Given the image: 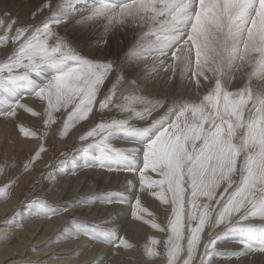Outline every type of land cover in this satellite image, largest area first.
<instances>
[{"label": "snow or ice", "instance_id": "snow-or-ice-1", "mask_svg": "<svg viewBox=\"0 0 264 264\" xmlns=\"http://www.w3.org/2000/svg\"><path fill=\"white\" fill-rule=\"evenodd\" d=\"M84 5L78 8L71 0H60L53 7L46 2L37 11L49 9L50 15L33 25H21L9 14L0 17V45L10 49L0 60V117L9 120L23 109L48 128L57 122L54 113H60L59 135L66 136L78 123L90 120V114L95 117L97 104L102 115L106 109L127 114L89 126L78 136L84 142L78 152L82 168L138 175L139 188L129 180L127 194L91 196L61 209L36 201V214L47 218L97 200L127 205L133 219L164 234L163 239L150 237L143 254L149 260L164 259L165 264H216L217 258L264 254V223H247L264 221V0H84ZM80 12L86 15L76 24L84 26V32L62 35L60 26L67 29ZM129 26L146 29L139 43L157 55L161 67L154 71L170 73L167 84L178 78L187 98L147 94L142 81L151 77L126 75L131 65L107 53L94 58V43L110 47L107 37ZM97 27L103 39L85 35ZM237 80L241 86L233 87ZM102 86L107 90L98 100ZM26 96L35 97L42 111L22 103ZM154 112L161 114L146 126L130 123L148 120ZM19 131L36 137L23 126ZM38 139L40 147L23 172L46 151L44 136ZM117 139L133 146L114 147ZM4 170L0 167V173ZM15 182L0 186V198H8ZM145 191L165 206V225L143 207ZM145 213L152 218L145 219ZM111 219H71L58 240L84 237L81 250L92 243L135 250L117 227L103 226ZM219 227L224 231L213 235ZM225 232L240 233L233 241L241 245L239 250L218 251Z\"/></svg>", "mask_w": 264, "mask_h": 264}, {"label": "rangeland", "instance_id": "rangeland-1", "mask_svg": "<svg viewBox=\"0 0 264 264\" xmlns=\"http://www.w3.org/2000/svg\"><path fill=\"white\" fill-rule=\"evenodd\" d=\"M46 2H50L52 4V6L54 7L57 3H60V0H54V1L53 0H0V17H3L5 19H7L8 17L5 14H9L11 17L16 18L21 25H33V24H37L40 21L44 20L47 16L50 15V10H48V9H43L42 11H39V12L37 11L38 9H41L42 8V5L44 3H46ZM27 3L29 4V6L31 4V7H29L30 9H28V10L23 9V7L26 6ZM34 12H36V16L35 17H33V15H32ZM67 29L64 30V27L63 26H60L61 34L62 35L65 34V32H66ZM67 32H69V29L67 30ZM69 33H67V34H69ZM115 45H110V48H109V46H106V50H107L106 53L109 54L111 56V58L114 59V60H116V59L124 60L125 57L123 56V54L121 55V53L119 54L118 52H114L113 51V48L111 46H115ZM85 46L88 47L87 45H85ZM107 47H108V49H107ZM84 49H85L84 52L87 55L89 52L86 50V48H84ZM99 49L101 50L100 47H99ZM109 49H110V52L111 51H113V52L110 53L108 51ZM7 52H10V49L7 48V46L0 45V60L4 59L5 54ZM115 54H117V55H115ZM153 56H156V54L153 53V55L151 57H153ZM97 57L99 59H101L103 57V55L101 56L100 55V52L99 53H94V58L97 59ZM122 57H124V58H122ZM120 58H122V59H120ZM152 60H154V59H152ZM149 62L151 64L153 61L150 60ZM156 64L158 66V62L157 63L155 62V66H156ZM155 66H154V69H158ZM125 74L128 75L127 69H126ZM106 84H107V82H106ZM239 86H241L240 85V81L237 80V81H235L233 83V87H239ZM109 87H110V85H109ZM148 87H149V88H147L148 90L146 89V93L147 94L157 95V96H164L165 94L166 95H169V96L172 95L170 91H169L170 93L167 92V91H164V93H162L159 89H156V90L153 89L151 91V90H149V89H151V87L150 86H148ZM106 90L107 89L104 86L101 87V90L98 92V100L103 97V95H104V93H105ZM154 91H156V92H154ZM188 96H189V94L186 95V96H184V97L187 98ZM195 98H196L195 95L192 94V99H195ZM28 100H30V101H28ZM31 100L34 103L31 102ZM21 102L24 103V104H26L28 107L32 108L35 111H42V108L40 107V102L35 97H28V96L23 97L22 100H21ZM27 103H29V104H27ZM37 104H39V105H37ZM36 106H37V108H36ZM96 108H98V104H97ZM96 108H94V111L96 112L95 117H92V115L90 114L91 115L90 116V120L83 121V123L81 121L80 123H78L79 125L77 124L76 127H74V129H72V130L70 129L71 131L69 130V133L66 136H60L59 135V132H60L61 127H62L61 126L62 125L61 122L63 121V117L60 116V113H54V116L56 115L55 117H57L58 119H57V122L55 124H53L52 126L48 127L49 129L48 128H44L45 126H44L43 121L41 120L40 117H34L30 113L25 112L23 109L18 110L16 117L11 118L9 120H5L3 117H0V132H1L0 133V143H1L0 144V167H4V169H5L3 173H0V186H4L5 184H7L9 182V180H12V179H15V181H16L15 182V185L9 191L8 198L7 199L0 198V206L3 203H6L7 201H10L12 198L13 199L11 200L10 204L13 206V203H16V205L14 204L15 206H13L11 209H7V212L6 211L5 212L3 211L5 213L4 215L1 214L3 212H2V210H0V214H1L0 217L3 216V217L0 218V227L2 228V226H3V227H6L9 230H11V229L13 230V228L14 229L15 228L23 229L25 227L26 223H30L32 225L34 224V226L37 228V229L35 228L36 231L38 230L37 232L35 231V236H36L35 239L39 240V239L43 238L45 240V241L42 240L43 244H42V247L38 248L39 252H42L44 249L45 250H48V249L52 248V252H54V255L50 254V251H49V254L47 253L49 256L47 254H45V256L43 255L44 257L42 256L41 258H38V259H40L39 262L38 261L37 262H34V263L32 262L31 264H49V263L46 262L49 259L55 260V264H59V263L61 264V262L60 261H56V259L58 260V259L67 257L68 255H69V257H73L74 260H84V262H83L84 264H92V262L94 260H96L97 257H102V259L99 261V264H122V263L124 264V261H126V262H129L130 261L132 264H135L136 261H142V260L145 261L147 264H161L162 261H163L162 264H165V262H164L165 260H163V259H161L159 257L154 258V259H152V260L149 261V259L147 258V256H145L143 254V248H144L145 245H148L149 238L150 237H153V238L158 239V238H160V236H162L160 239H163V238H165L164 235H163V233H161V232L158 233V231H156L154 229H151V227L149 225H147V224H144L142 222V220H135V219H132V217L130 218L129 216H131V208L129 206H127V205L117 204V203L107 204V203H101V202H99V200H97L96 202H94L92 204H89L88 206L78 205L77 207L75 206L73 208H70L68 211L60 212L57 215H51L50 217H47V218L41 217V216H39V215L36 214L37 213L36 210L39 209L40 205L37 204V203H35V201H44L47 204V206H49L50 208L53 207L52 209H61V208L67 207V205H69L68 202H70V204H71V203H74L75 202L74 200H77V199L80 200V198H81V200H84L87 197H91V196H97V197H99L101 195H107V194H110V193L111 194H115V195H119L121 193H124V191H125V194H127V187L126 186H127V182L129 180L136 181L137 188H139V178H138V175H133L132 173H128V172H111L110 173V172H107V171L102 170V169H99V168L93 169V168L77 167V166H81L82 163H83V157L78 152V150L83 146L84 142H80L78 140L79 133L81 134L83 131L87 130L89 128V126H94L95 123L100 122V119L101 118H103L104 120H109V119H112V118L121 119V118H124L127 115V114H123V113L118 112L116 109H112V111H108L106 109L105 112H104V114L102 115L101 113H99L98 111H96ZM61 111H63V110H61ZM160 114L161 113H159V112H154L153 113V116L151 118H149L148 120H143V121L142 120H134V121H131L130 123L134 124L137 127H143V126H146L148 123H150V120L152 118H156ZM91 117H92V119H91ZM3 119H4V121H3ZM36 119H38L39 121L36 120ZM1 121H3V122H1ZM8 121H10V122H8ZM84 123H85V125H84ZM40 125L41 126L43 125L42 126L43 129L41 128ZM20 126H23L24 128L28 129L29 131L35 132L36 133V137H33V138L32 137H25L19 131V127ZM3 127H5V129ZM84 128H85V130H83ZM77 131H78V134H77ZM39 132H40V135H39ZM56 134H58L57 135L58 138L56 137L57 139H55ZM41 135H44L43 144H44V147H45L46 151H44L43 153H41V158L38 159V161H35L36 163L35 162L33 163L32 167H31V169L29 171L23 172V165L28 160H30L31 156L34 155L35 152L39 149L38 147H40L41 141L38 139V137L41 136ZM49 136H50V138H49ZM18 137H20V138H18ZM18 139H19V141H17ZM2 140H4V142ZM70 140L71 141L73 140L74 142L73 141L71 142ZM20 142H21V144H20ZM54 142H55V144H54ZM123 142H129V141L126 140V139H117V140H113L112 141L113 146L114 147H117V148H122L119 145L124 144ZM32 143H34V144H32ZM52 143H53V145H52ZM59 143H60V146H59ZM72 143H73V145H72ZM14 144H16V145L14 146ZM26 144H27V146H26ZM37 144H38V147H36ZM32 145H34V146H32ZM54 146L56 147V149H55ZM34 147H35V149H34ZM130 147H132V144L129 142L128 148H130ZM14 148H16V149H14ZM59 148H61V150ZM10 149H11V151H10ZM46 152L47 153L49 152L47 154L48 156L46 155ZM43 156H45V158L48 157L47 160H46V162H45V158ZM74 156H76V157H74ZM74 159H77V162H79V164H77L76 167L70 171L71 173L69 171L68 172H65L64 171L63 172L64 173L63 175H65V176L61 175V177H60V175L57 174L58 172H57L56 168L57 167L60 168L61 165H63V164L65 165L68 162H73ZM12 160H14V161H12ZM43 162L45 164H43ZM40 163H42V166H41ZM36 165H38V166H36ZM59 165H60V167H59ZM35 166H36V168H35ZM37 167H40V168H37ZM36 169H38V170H36ZM84 169L86 171H88V172L87 173H86V171L84 172ZM90 171H91V174L93 176L89 173ZM32 172H33V174H31ZM81 173L82 174L85 173L86 174V177L88 176L90 178L89 179L90 181H89L88 180V177H87L86 184H88V185H85V192L87 191V188H89V186L91 187V186H94L95 184H96L95 187H96L97 191H96V189H94L92 193H88L87 195H86V193H84V191H83L84 194L82 193V191H81L82 194L79 193L80 191L78 192V190L76 192L72 191L73 190L72 187H74V184H73L74 183L73 182L74 177L77 176V175H79V174H81ZM88 173L90 174V176H89ZM56 174L59 175V177ZM72 174L74 175L73 177H72ZM27 176H28L29 179L27 178ZM53 176H54L55 180H54ZM65 177H66V179H64ZM93 177H96V179H95L96 182L93 180L94 179ZM17 178H19V179L17 180ZM123 178H126V179H123ZM26 179H28V180L26 181ZM63 179H64V181L66 180V182L62 181ZM59 180H60V182H59ZM102 181H104L105 183L106 182L109 183V184L106 183V186L108 185V187H104L105 188L104 189L105 191L103 190L104 191V192L102 191L103 193L98 190L102 186L101 185ZM122 181L125 184H123ZM55 183H56V185H55ZM22 186H25V187L22 188ZM27 186H29V187H27ZM66 186L68 187V189H67ZM111 186H113V187H111ZM16 187L19 188V189H17ZM20 187L22 189H20ZM51 188L53 190L55 189L54 190L55 192L52 191ZM82 188H83V186H82ZM20 190H21V192H20ZM45 191H46V193H45ZM70 191H72V193H70ZM37 194H40V195H37ZM79 194H80V196H79ZM44 195H46V197L49 196V199L48 200L47 199L45 200ZM61 195H62V197H61ZM16 197L18 198L17 200H16ZM77 197H79V198H77ZM133 199H134V197H133ZM58 200L60 202H58ZM141 200L144 201V203H143V201H141L142 202V205H144L143 207L144 208L148 207V208H146L147 209V212H150V213L153 212L152 214L156 217L157 222L159 224H161L162 226L165 225L166 224V221H167V215H168V213L164 211L165 210V206L161 205L159 203V201L155 199V197L149 195L146 191L141 194ZM158 203H159V205H158ZM100 204H101V206L102 205L103 206L100 207ZM28 205H29V207H28ZM108 206H109L110 209L107 208ZM113 206H116V207H114V209H113V208H111ZM120 206L122 208L121 209L122 212L124 211L123 212L124 214L120 211V208H118ZM22 207H24L25 209L22 208ZM99 207L101 208L102 212H101V210H100ZM103 207H105L106 209L104 208L105 210H103ZM79 208H81V210ZM156 208H157V210H156ZM71 209L76 210L75 211V215L78 214V216H80V217L77 216L79 219L76 218L75 215H71L73 213V212H71ZM82 209L84 211H82ZM153 209L155 210V212H154ZM28 211H30V212H28ZM112 211H114V212H112ZM117 211H118V214H116ZM83 212H85L86 214H84ZM103 212H107L110 215H108L107 217L106 216H103L102 215ZM158 213H160V216H159ZM20 214H21V216H20ZM62 215L64 216V222L67 221V220L69 222V220H71V219L80 220L81 217H84L83 220L90 219V220H88L89 223H100L102 221H105L106 218L111 217L112 219L110 220V222L104 224L103 226L104 227H107V228H112V227L116 226L117 227V230H118V234L120 236L125 237V239L129 240L131 243H133L135 246L136 245L137 246L135 247V250H126L125 251V249H123V248L113 249L112 247H110L108 245L99 244V243H92L90 245V247L84 248L85 250L84 249L80 250L81 249L80 246H82V244L85 242V238L84 237H81V239H79V240L78 239H69V240H67V243L68 244H65L64 243L65 240H56L55 241V244H57V246L56 247H53V245L50 244V243L53 241V240H51L53 237H54L53 239H55V237H57L56 236V231L59 230L60 228H63L64 229L65 226H69L70 227V225L68 224V222L65 223L67 225H65L63 221H62V225L60 223L61 221L60 222L59 221L56 222V220H58L60 217H63ZM86 215H88V216H86ZM111 215H113V216H111ZM143 215H144V218L145 219H151L152 218L151 216L147 217L148 216L147 213H145ZM26 216H28V217H26ZM30 218H33V219H30ZM118 218H121L122 219L121 220L122 222L120 220L117 221ZM158 218H160L161 221ZM130 219L132 221H129ZM13 220L14 221L16 220V221L14 222ZM8 222H10V223H8ZM50 222H51V224H53L54 229H53L52 225L50 224ZM54 222L57 223V224H55ZM38 223H40L41 225L38 224ZM247 223H252V224L259 225V224L264 223V221L251 220V221H248ZM49 224L51 225L50 228H51L52 232L47 236V235H45L47 232L44 234L45 229L43 228V226L47 228L49 226ZM136 224H137V226H136ZM38 225H40V226L38 227ZM57 225H59L58 226L59 228H57ZM129 225H131V226H129ZM138 226H140V227L138 228ZM55 227L57 228V230H56ZM129 227H130V229H129ZM131 227L133 229H131ZM134 228H135V230H134ZM150 230H151V232H150ZM221 231H224V229L222 227L216 228L214 230V232H213V235H215L216 232H221ZM134 232H135V235H134ZM5 233H7V235ZM5 233L3 235H0V239L7 238L10 235V232L9 233L8 232H5ZM142 233H146V235L145 234H142ZM151 233H153V234H151ZM158 234H159V236H158ZM145 236H147V239H146ZM239 236H240V233L239 232H225L222 241L218 244V251H233V250H239L241 248V245L236 244V243L233 242L235 239L239 238ZM49 238H50V240H49ZM208 238L209 237L205 233L204 234V239H208ZM75 241H77V242H75ZM15 242L16 241H14V239H13V242H9V245H12ZM44 243H45V245H44ZM142 243H145V244H142ZM58 244H60V245H58ZM74 244L75 245L77 244V245L75 246ZM60 246H61V248L62 247L63 248L65 247V248L64 249L63 248L62 249L60 248L62 250L61 251L59 249ZM73 247H75V249ZM99 247H101V248L98 249ZM66 248H68V249H66ZM102 248H103V250H101ZM156 248H157V251H159V252H162L163 251V249H162V247L160 245H157ZM45 250H44V252H45ZM70 250L71 251H74V252L71 253ZM139 250L140 251L142 250V251L140 252ZM64 252H66V253H64ZM114 252L116 254H114ZM127 252L129 253V255H128ZM132 252L133 253L136 252L138 255L135 253L134 254L135 256L132 257L133 256V253ZM77 253H79V254L77 255ZM118 253H119V255H118ZM57 254H60L59 255L60 257ZM80 254H81V256H80ZM65 255H67V256H65ZM77 256H79V258ZM138 256H140V257H138ZM84 257H85V259H84ZM120 257H121V259H120ZM122 257H123V260H122ZM144 257H145V259H144ZM43 261L45 263H43ZM143 261L140 262V264L145 263ZM28 263H30V262H28ZM216 264H264V254L255 253V254H252V255H250L248 257H241V258H239V260H237L235 257L231 258V260L230 259H224V258H217Z\"/></svg>", "mask_w": 264, "mask_h": 264}, {"label": "bare ground", "instance_id": "bare-ground-1", "mask_svg": "<svg viewBox=\"0 0 264 264\" xmlns=\"http://www.w3.org/2000/svg\"><path fill=\"white\" fill-rule=\"evenodd\" d=\"M54 1V0H53ZM7 2V1H6ZM38 2V1H37ZM71 2H73L75 5H76V7H78V8H83L85 5H84V0H71ZM9 3V2H8ZM25 7V8H24ZM23 7V9H26V10H28V9H30L29 7H31V4H30V6H29V4L27 3L26 4V6H24ZM49 10V9H48ZM47 11V10H46ZM82 15H86V13H84V12H80L78 15H76L74 18H73V20H72V22H71V24L68 26V29H69V32H67V30H66V32L67 33H69L70 35H75V34H77V33H80V32H84V26H82V25H77L76 24V20H78L79 18H80V16H82ZM64 30H65V28H64ZM146 29H139V28H137V27H132V26H129V28L126 30V31H122V32H120V33H118L116 36H113V35H109L108 37H107V39L111 42V45H115V46H111L112 48H113V51L114 52H118L119 54L121 53V55L123 54V56L125 57H122V58H124V60L128 63V64H130L131 65V68L130 69H127V72H128V75H133V74H136V75H138V76H148V77H151V79H149V80H146V81H142L143 83H144V86H145V88L147 89V88H149L148 86H150L151 87V89H149V90H153V89H159L162 93H164V91H167V92H171V94L172 95H183V96H186V95H188L189 93L187 92V91H185L184 89H181L180 87H179V84H180V82H179V79L178 78H174V80H173V83L172 84H167V83H165V78L168 76V75H170V73H166V72H164V71H159V73H158V75L156 74V72L154 71V70H156V69H154V66H155V62L157 63L158 61H157V55L156 56H153V57H151L152 55H153V53H150L147 49H146V47L145 46H143V45H141L140 43H139V41H140V39H141V37H142V35H143V32L145 31ZM68 34V35H69ZM85 35H89L90 36V38L92 39V40H101V39H103V37H102V28H100V27H97L96 29H95V31L93 32L92 30H88V32H85ZM139 37V38H138ZM137 38V39H136ZM154 39V38H153ZM92 47L93 48H96V51H95V53H99L100 52V55L102 56V55H104L106 52H107V50H106V46H104V47H100L101 48V50L99 49V47L94 43L93 45H92ZM85 48H86V50L89 52L90 51V49H89V47H86L85 46ZM110 48V47H109ZM107 49H108V47H107ZM85 50V49H84ZM2 51V50H1ZM109 52H110V49L108 50ZM113 51H111L110 53H112ZM135 52V53H138V55L137 54H132V55H130V53H132V52ZM102 53V54H101ZM115 55H117V54H115ZM119 57V56H118ZM122 58H120V59H122ZM97 59H99L98 57H97ZM151 61H153L151 64H150V60ZM152 59H154V60H152ZM156 59V60H155ZM170 60H171V58L169 57V62H170ZM156 68H160V66H159V63H158V66H157V64H156V66H155ZM148 90V89H147ZM154 92H156V91H154ZM169 92V93H170ZM166 93V92H165ZM166 95V94H165ZM28 101H30V100H28ZM27 101V102H28ZM31 102H33L32 100H31ZM34 103V102H33ZM27 104H29V103H27ZM37 105H39V104H37ZM39 107V106H38ZM34 108V107H33ZM36 108H37V106H36ZM40 109V108H39ZM56 116V115H55ZM91 116V115H90ZM60 118V117H59ZM58 119V118H57ZM91 119H92V117H91ZM36 120H38V119H36ZM42 120V119H41ZM3 121H4V119H3ZM3 121H1V122H3ZM33 121V120H32ZM39 121V120H38ZM8 122H10V121H8ZM31 122V121H30ZM36 123V122H35ZM59 123V122H58ZM62 123V122H61ZM82 123H83V121H82ZM6 125V124H5ZM9 125V124H8ZM7 125V126H8ZM39 125V124H38ZM79 125V124H78ZM82 125V124H81ZM80 125V126H81ZM84 125H85V123H84ZM41 126V125H40ZM43 126V125H42ZM42 126H41V128H42ZM52 126V125H51ZM62 126V125H61ZM10 127V126H9ZM13 127V126H12ZM29 127V126H28ZM33 127V126H32ZM39 127V126H38ZM58 127V126H57ZM76 127V126H75ZM4 129H5V127H3ZM45 128V127H44ZM10 129V128H9ZM40 129V128H39ZM43 129V128H42ZM49 129V128H48ZM57 129V128H56ZM72 129H74V128H71V130ZM70 130V131H71ZM83 130H85V128L83 129ZM82 130V131H83ZM51 131V130H50ZM55 131V130H54ZM3 132V131H2ZM9 132V131H8ZM47 132V131H46ZM45 132V133H46ZM1 133V132H0ZM43 133V132H42ZM51 133V132H50ZM15 134V133H14ZM54 134V133H53ZM77 134H78V131H77ZM11 135V134H10ZM39 135H40V132H39ZM57 135L58 134H56V136H55V139H57L58 137H57ZM72 135V134H71ZM76 135V134H75ZM79 135H80V133H79ZM16 136V135H15ZM14 136V137H15ZM44 136V135H43ZM73 136V135H72ZM9 137V136H8ZM17 137V136H16ZM40 137V136H39ZM57 137V138H56ZM68 137V136H67ZM18 138H20V137H18ZM33 138V137H32ZM49 138H50V136H49ZM61 138V137H60ZM59 138V139H60ZM4 139V138H3ZM35 139V138H34ZM58 139V140H59ZM63 139V138H62ZM57 140V141H58ZM61 140V139H60ZM67 140V139H66ZM3 142H4V140H2ZM17 141H19V139L17 140ZM36 141V140H35ZM51 141V140H50ZM55 141V140H54ZM71 141V140H70ZM69 141V142H70ZM73 141V140H72ZM71 141V142H72ZM6 142V141H5ZM24 142V141H23ZM60 142V141H59ZM62 142V141H61ZM70 142V143H71ZM74 142V141H73ZM15 143V142H14ZM124 144H122V145H119L120 147H122V148H128V145H129V142H123ZM1 144V143H0ZM20 144H21V142H20ZM32 144H34V143H32ZM54 144H55V142H54ZM62 144V143H61ZM16 144H14V146H15ZM52 145H53V143H52ZM72 145H73V143H72ZM10 146V145H9ZM13 146V147H14ZM26 146H27V144H26ZM32 146H34V145H32ZM59 146H60V143H59ZM58 146V147H59ZM133 146V145H132ZM12 147V148H13ZM24 147V146H23ZM36 147H38V144H37V146ZM55 147V146H54ZM64 147V146H63ZM39 148V147H38ZM71 148V147H70ZM14 149H16V148H14ZM34 149H35V147H34ZM55 149H56V147H55ZM54 149V150H55ZM60 150H61V148H59ZM13 150V149H12ZM10 151H11V149H10ZM49 153V152H48ZM47 152H46V155L48 154ZM11 154V153H10ZM54 154V153H53ZM45 155V156H46ZM13 156V155H12ZM11 156V157H12ZM45 156H43L44 158H45ZM48 156V155H47ZM50 156V155H49ZM53 156V155H52ZM74 157H76V156H74ZM73 157V158H74ZM79 157V156H78ZM2 158V157H1ZM48 158V157H47ZM47 158H45V162H46V160H47ZM14 159V158H13ZM12 161H14V160H12ZM38 161V160H37ZM70 161V160H69ZM7 162V161H6ZM41 162V161H40ZM82 162V161H81ZM36 163V162H35ZM41 164V166H42V163H40ZM43 164H45L44 162H43ZM61 164V163H60ZM77 164H79V162H77V159H74V161L73 162H68V163H66L64 166L63 165H61V167H60V165H59V167L60 168H56V170H57V174H59L60 175V177H61V175H63L64 173V171L65 172H70L72 169H74L75 167H76V165ZM81 165V164H80ZM36 166H38V165H36ZM36 166H35V168H36ZM40 166V167H41ZM54 166V165H53ZM40 167H37V168H40ZM77 167H81V166H77ZM34 169V168H33ZM62 169V170H61ZM82 169V168H81ZM36 170H38V169H36ZM55 170V169H54ZM86 170L84 169V172H85ZM34 172V171H33ZM33 172L31 173V174H33ZM37 172V171H36ZM54 172V171H53ZM81 172V171H80ZM88 171H86V173H87ZM35 173V172H34ZM71 173V172H70ZM90 174H91V171L89 172ZM88 173V174H89ZM93 173V172H92ZM30 174V175H31ZM53 174V173H52ZM55 174V173H54ZM56 174V175H57ZM87 174V175H88ZM90 174H89V176H90ZM94 174V173H93ZM23 175V174H22ZM21 175V176H22ZM36 175V174H35ZM34 175V176H35ZM59 175H57L58 177H59ZM92 175V174H91ZM99 175V174H98ZM29 176V175H28ZM28 176H27V178H28ZM32 176V175H31ZM30 176V177H31ZM63 176H65V175H63ZM74 175L72 174V177H73ZM93 176V175H92ZM18 177V176H17ZM52 177V176H51ZM70 177V176H69ZM88 177V176H87ZM87 177H86V174L85 173H81V174H79V175H77V176H75L74 177V180H73V184H74V187H72V191H74V192H76L77 190H78V192L79 193H81V191H82V193H83V191H84V193H86V195L88 194V193H92L93 192V190L94 189H96V187H95V185L94 186H89V188H87V191L85 192V185H88V184H86V181H87ZM97 177V176H96ZM96 177H93L94 179V181H95V179H96ZM124 177V176H123ZM21 178V177H20ZM53 178H54V176H53ZM19 178H17V180H18ZM29 179V178H28ZM28 179H26V181L28 180ZM51 179V178H50ZM64 179H66V177L64 178ZM64 179L62 180V181H64ZM90 178L88 177V180H89ZM123 179H126V178H123ZM33 180V179H32ZM31 180V181H32ZM54 180H55V178H54ZM106 180V179H105ZM10 181V180H9ZM22 181V180H21ZM25 181V182H26ZM57 181V180H56ZM90 181V180H89ZM124 181V180H123ZM122 181V182H123ZM29 182V181H28ZM27 182V183H28ZM53 182V181H52ZM59 182H60V180H59ZM64 182H66V180L64 181ZM96 182V181H95ZM101 182V181H100ZM121 182V183H122ZM126 182V181H125ZM22 183V182H21ZM33 183V182H32ZM106 183H108V182H106ZM106 183L104 182V181H102V183H101V187L98 189L99 191H103L105 188L104 187H108V185L106 186ZM115 183V182H114ZM23 184V183H22ZM51 184V183H50ZM109 184V183H108ZM113 184V183H112ZM123 184H125L124 182H123ZM17 185V184H16ZM55 185H56V183H55ZM68 185V184H67ZM122 185V184H121ZM31 186V185H30ZM58 186V185H57ZM61 186V185H60ZM82 186H83V188H82ZM23 187H25V186H22V188ZM27 187H29V186H27ZM51 187V186H50ZM55 187V186H54ZM53 187V188H54ZM65 187V186H64ZM67 187V186H66ZM111 187H113V186H111ZM115 187V186H114ZM17 188V187H16ZM21 187H20V189H22ZM59 188V187H58ZM70 188V187H69ZM110 188V187H109ZM17 189H19V188H17ZM52 189V188H51ZM62 189V188H61ZM67 189H68V187H67ZM71 189V188H70ZM83 189V190H82ZM55 190V189H54ZM53 189H52V191H54ZM107 190V189H106ZM41 191V190H40ZM47 191V190H46ZM46 191H45V193H46ZM50 191V190H49ZM64 191V190H63ZM69 191V190H68ZM72 191H70V193H72ZM96 191H97V189H96ZM105 191V190H104ZM103 191V192H104ZM110 191V190H109ZM20 192H21V190H20ZM19 192V193H20ZM48 192V191H47ZM55 192V191H54ZM77 192V193H78ZM102 192V193H103ZM107 192V191H106ZM49 193V192H48ZM52 193V192H51ZM64 193V192H63ZM62 193V194H63ZM68 193V192H67ZM81 193V194H82ZM83 193V194H84ZM124 193H125V191H124ZM58 194V193H57ZM142 194V193H141ZM20 195V194H19ZM37 195H40V194H37ZM56 195V194H55ZM54 195V196H55ZM76 195V194H75ZM18 196V195H17ZM53 196V197H54ZM79 196H80V194H79ZM83 196V195H82ZM143 196V195H142ZM14 197V196H13ZM39 197V196H38ZM52 197V196H51ZM56 197V196H55ZM61 197H62V195H61ZM20 198V197H19ZM36 198V197H35ZM43 198V197H42ZM44 198H45V200L47 199H49V196H47L46 197V195H44ZM77 198H79V197H77ZM83 198V197H82ZM11 199V198H10ZM13 199V198H12ZM11 199V200H12ZM18 198L16 197V200H17ZM38 199V198H37ZM56 199V198H55ZM143 199V198H142ZM150 199V198H149ZM153 199V198H152ZM11 200L10 201H7L6 203H3L1 206H0V210H2V212L4 211H6L7 212V209H11L13 206H15L16 205V203H13V206L10 204V202H11ZM78 200V199H77ZM77 200H74V201H77ZM80 200H81V198H80ZM53 201V200H52ZM141 201H143V200H141ZM154 201V200H153ZM19 202V201H18ZM36 202V201H35ZM58 202H60L59 200H58ZM72 202V201H71ZM69 204H70V202H68ZM143 203H144V201H143ZM150 203V202H149ZM15 204V205H14ZM59 204V203H58ZM99 204V203H98ZM156 204V203H155ZM53 205V204H52ZM158 205H159V203H158ZM51 206V205H50ZM68 206V205H67ZM78 206V205H77ZM76 206V207H77ZM103 206V205H102ZM101 206V204H100V207H102ZM144 206V205H143ZM148 206V205H147ZM156 206V205H155ZM161 206V205H160ZM159 206V207H160ZM28 207H29V205H28ZM99 207V208H100ZM114 207H116V206H113V207H111V208H113L114 209ZM151 207V206H150ZM22 208H24V207H22ZM53 208V207H52ZM92 208V207H91ZM96 208V207H95ZM105 207H103V210H105L104 209ZM107 208H109V206L107 207ZM118 208H120V211L122 212V208H121V206L120 207H118ZM146 208H148V207H146ZM153 208V207H152ZM25 209V208H24ZM80 210H81V208H79ZM86 209V208H85ZM110 209V208H109ZM126 209V208H125ZM21 210V209H20ZM28 210V209H27ZM36 210V209H35ZM38 210V209H37ZM36 210V211H37ZM91 210V209H90ZM95 210V209H94ZM100 210H101V208H100ZM154 210V209H153ZM156 210H157V208H156ZM162 210V209H161ZM18 211V210H17ZM75 211L76 210H74V209H71V212H73L71 215H75ZM82 211H84L83 209H82ZM89 211V210H88ZM92 211V210H91ZM111 211V210H110ZM119 211V212H120ZM165 211V210H164ZM1 213V214H5V213ZM28 212H30V211H28ZM94 212V211H93ZM96 212V211H95ZM101 212H102V210H101ZM112 212H114V211H112ZM124 212V211H123ZM122 212V213H123ZM154 212H155V210H154ZM36 213V212H35ZM78 213V212H77ZM84 214H86L85 212H83ZM90 213V212H89ZM116 213V212H115ZM121 213V214H122ZM150 213V212H149ZM153 213V212H152ZM162 213V212H161ZM164 213V212H163ZM0 214V215H1ZM29 214V213H28ZM34 214V213H33ZM82 214V213H81ZM98 214V213H97ZM116 214H118V211H117V213ZM124 214V213H123ZM130 214V213H129ZM159 214V216H160V213H158ZM18 215V214H17ZM103 216H108V215H110V214H108L107 212H103V214H102ZM163 215V214H162ZM167 215V214H166ZM20 216H21V214H20ZM23 216V215H22ZM63 216V215H62ZM70 216V215H69ZM76 216V218H78V217H80V216H78V214H76L75 215ZM78 216V217H77ZM86 216H88V215H86ZM111 216H113V215H111ZM1 217H3V216H1ZM0 217V218H1ZM26 217H28V216H26ZM67 217V216H66ZM126 217V216H125ZM128 217V216H127ZM130 218H131V216H129ZM147 217H149V216H147ZM11 218V217H10ZM21 218V217H20ZM22 219V218H21ZM25 219V218H24ZM30 219H33V218H30ZM79 219V218H78ZM83 220L84 219V217H81L80 218V220ZM126 219V218H125ZM133 219V218H132ZM158 219H160V218H158ZM164 219V218H163ZM20 220V219H19ZM27 220V219H26ZM87 220V219H86ZM88 220H90V219H88ZM88 220H87V222H88ZM114 220V219H113ZM121 221L122 219L121 218H118L117 219V221ZM6 221V220H5ZM14 221V220H13ZM12 221V222H13ZM16 221V220H15ZM14 221V222H15ZM29 221V220H28ZM52 221V220H51ZM57 221H61L60 223H61V225H62V221L64 222V216L63 217H60L58 220H56V222ZM115 221V220H114ZM129 221H132L131 219L129 220ZM160 221H161V219H160ZM18 222V221H17ZM58 222V223H59ZM68 222V220L67 221H65L64 222V224L65 223H67ZM122 222V221H121ZM139 222V221H138ZM143 222V221H142ZM8 223H10V222H8ZM20 223V222H19ZM44 223V222H43ZM55 223V222H54ZM114 223V222H113ZM129 223V222H128ZM25 224V223H24ZM38 224H40V223H38ZM50 224H51V222H50ZM49 224V228L47 227H44L43 226V228L45 229V231H44V234L45 235H49L51 232H52V230H51V228H50V226L52 225V227H53V229H54V226H53V224H51L50 225ZM55 224H57V223H55ZM115 224V223H114ZM133 224V223H132ZM142 224V223H141ZM13 225V224H12ZM23 225V224H22ZM41 225V224H40ZM40 225H38V227L40 226ZM47 225V224H46ZM60 225V224H59ZM59 225H57V228H59L58 226ZM65 225H67V224H65ZM116 225V224H115ZM7 226V225H6ZM15 226V225H14ZM19 226V225H18ZM64 226V225H63ZM110 226V225H109ZM129 226H131V225H129ZM136 226H137V224H136ZM12 227V226H11ZM42 227V226H41ZM62 227V226H61ZM66 227V226H65ZM114 227H116V226H114ZM140 226H138V228H139ZM36 227L34 226V224L32 225V224H30V223H26V225H25V227L23 228V229H19V228H13V230L11 229V230H9V229H7L6 227H3L2 226V228L0 227V235H3L5 232H10V235L7 237V238H3V239H0V264H27L28 262H30V263H28V264H31L32 262L34 263V262H39L40 261V259H38V258H41L43 255L45 256V254H49V251H50V254H52V255H54V252H52V248H50V249H48V250H45V252H44V250L42 251V252H39V250H38V248H40V247H42V244H43V242H42V240H44L43 238H41V239H39V240H37V239H35V231H36V229H35ZM56 228V227H55ZM57 228H56V230H57ZM40 229V228H39ZM129 229H130V227H129ZM131 229H133L132 227H131ZM152 229V228H151ZM62 230H63V228H60L59 230H57L56 231V236L57 237H55V239H51V240H53L50 244H52L53 245V247H56L57 246V244H55V241L56 240H58V234H60L61 232H62ZM134 230H135V228H134ZM133 230V231H134ZM38 231V230H37ZM36 231V232H37ZM129 231V230H128ZM130 232V231H129ZM143 232V231H142ZM150 232H151V230H150ZM54 233V232H53ZM52 233V234H53ZM154 233V232H153ZM153 233H151V234H153ZM159 233V232H158ZM6 235H7V233H5ZM55 234V233H54ZM132 234V233H131ZM142 234H145L146 235V233H142ZM157 234V233H156ZM134 235H135V232H134ZM133 235V236H134ZM150 235V234H149ZM162 235V234H161ZM164 235V234H163ZM54 236V235H53ZM132 236V237H133ZM141 236V235H140ZM155 236V235H154ZM158 236H159V234H158ZM146 237V239H147V236H145ZM157 237V236H156ZM162 236H160V238H161ZM131 238V237H130ZM160 238H158V239H160ZM13 239H14V241H16L15 243H13L12 245H9V242H13ZM81 239V238H80ZM139 239V238H138ZM144 239V238H143ZM49 240H50V238H49ZM79 240V239H78ZM45 241V240H44ZM148 241V240H147ZM75 242H77V241H75ZM145 242V241H144ZM57 243V242H56ZM64 243L65 244H68L67 243V240H66V242L64 241ZM63 243V244H64ZM72 243V242H71ZM80 243V242H79ZM62 244V243H61ZM141 244V243H140ZM142 244H145V243H142ZM44 245H45V243H44ZM58 245H60V244H58ZM75 245V244H74ZM73 245V246H74ZM77 245V244H76ZM75 245V246H76ZM81 245V244H80ZM79 245V246H80ZM63 246V245H62ZM71 246V245H70ZM137 246V245H136ZM72 247V246H71ZM70 247V248H71ZM78 247V246H77ZM81 247V246H80ZM79 247V248H80ZM58 248V247H57ZM61 248V246L59 247V249ZM63 248V247H62ZM61 248V249H62ZM65 248V247H64ZM63 248V249H64ZM74 249H75V247H73ZM101 247H99L98 249H100ZM60 249V250H61ZM66 249H68V248H66ZM77 249V248H76ZM94 249V248H93ZM159 249V248H158ZM59 250V251H60ZM81 250V249H80ZM85 250V249H84ZM101 250H103V248L101 249ZM162 250V249H161ZM62 251V250H61ZM76 251V250H75ZM87 251V250H86ZM85 251V252H86ZM126 251V250H125ZM140 251V250H139ZM142 251V250H141ZM140 251V252H141ZM70 252L72 253V252H74V251H71L70 250ZM138 252V251H137ZM159 252V251H158ZM62 253V252H61ZM64 253H66V252H64ZM81 253V252H80ZM84 253V252H83ZM128 253V252H127ZM126 253V254H127ZM133 253V252H132ZM136 253V252H135ZM135 253H133V256L132 257H134L135 255ZM47 254V255H48ZM69 254V253H68ZM96 254V253H95ZM137 254V253H136ZM46 255V256H47ZM56 255V254H55ZM58 256L60 255V254H57ZM118 255H119V253H118ZM128 255H129V253H128ZM138 255V254H137ZM43 256V257H44ZM49 256V255H48ZM63 256V255H62ZM65 256H67V255H65ZM80 256H81V254H80ZM126 256V255H125ZM60 257V256H59ZM78 258H79V256H77ZM138 257H140V256H138ZM143 257V256H142ZM87 258V257H86ZM113 258V257H112ZM128 258V257H127ZM131 258V257H130ZM82 259V258H81ZM84 259H85V257H84ZM120 259H121V257H120ZM144 259H145V257H144ZM91 260V259H90ZM122 260H123V257H122ZM128 260V259H127ZM141 260V259H140ZM164 260V259H163ZM230 260H231V258H230ZM56 261H60L61 262V264H84L83 262H84V260H74L73 259V257H69V255L67 256V257H64V258H61V259H56ZM87 261V260H86ZM143 261V260H142ZM142 261H140V262H142ZM150 261V260H149ZM9 262V263H8ZM27 262V263H26ZM47 263H49V264H55V260H51V259H49V260H47L46 261ZM143 262H145V261H143ZM157 262V261H156ZM163 262V261H162ZM162 262H161V264H162ZM165 262V261H164ZM42 263V262H41ZM43 263H45L44 261H43ZM60 264V263H59ZM123 264V263H122ZM124 264H132L130 261L129 262H126V261H124ZM135 264H136V262H135ZM143 264H147L146 262L145 263H143Z\"/></svg>", "mask_w": 264, "mask_h": 264}]
</instances>
